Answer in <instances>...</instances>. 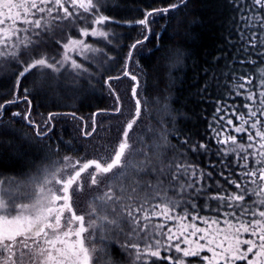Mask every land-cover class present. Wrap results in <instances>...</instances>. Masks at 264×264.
<instances>
[{
	"label": "snow or ice",
	"instance_id": "snow-or-ice-1",
	"mask_svg": "<svg viewBox=\"0 0 264 264\" xmlns=\"http://www.w3.org/2000/svg\"><path fill=\"white\" fill-rule=\"evenodd\" d=\"M166 2L160 0L161 4ZM187 3L188 0H178L164 7H150L142 18L124 21L115 18L118 4L114 0H0V67L16 65L22 69L9 88L12 98L0 96L4 100L0 111L17 104L22 80L34 77L33 89H24L29 111L13 112L7 126L0 118V133L10 137L0 156L15 149L16 141L58 156V148L43 144L48 137L45 129L54 114L49 113L43 121L34 120L29 96L50 88L53 80L59 87L64 73L76 88L82 86V80L90 81L95 70L103 67L99 57H106V62L113 60L105 49L112 50L115 33L106 29L131 23L141 32L129 45L123 71L128 76L133 52L154 34V17H167L171 22L173 10L179 11ZM228 3L238 12V18L232 19L238 39L229 40L235 53L225 65L227 71L218 75L209 65L202 70L203 83L194 85L197 95L228 87L229 99L234 94L241 99L242 109L247 110L245 113L241 106L218 99L220 106L214 114L217 127L209 123L220 146L216 155L221 156L222 167L228 169V175L220 173L224 184L219 180L215 186L206 183L214 179L212 172L200 170L197 175L198 165L188 159L187 151L169 155L168 137L179 133L176 125L181 116L179 109L170 107V97H164L160 134L150 128L136 131L142 101L138 94L140 82L132 75L136 81L132 88L135 112L130 113L122 135L104 149L105 155L83 162L65 156L61 167L44 169L42 181L38 174L23 169L13 178L0 180V264H101L102 257H110L104 244L109 233L117 242L124 237L120 242L121 259L127 253L132 264H264V68L259 77L245 71L246 66L255 67L264 60V0ZM182 28L183 21L177 18L169 37L174 41L172 46L156 48L160 53L158 67L169 81L165 91L177 82L183 83L174 77L173 70L182 69L190 59L188 34ZM57 31L65 34L56 40L62 53L49 47ZM155 35L159 40L160 35ZM89 37L104 46L94 47L87 42ZM113 79L120 77L109 76L106 83ZM70 115L75 118V113ZM17 117L29 129L23 136L19 129L11 127ZM234 119L239 124H234ZM244 134L246 142H238L237 136L243 140ZM185 144L194 154L210 151L205 143L193 144L185 139L182 146ZM229 152L235 154L234 166L230 160L225 162ZM86 172L94 195L87 210H81L76 197ZM104 264L114 262L109 259Z\"/></svg>",
	"mask_w": 264,
	"mask_h": 264
},
{
	"label": "trees",
	"instance_id": "trees-1",
	"mask_svg": "<svg viewBox=\"0 0 264 264\" xmlns=\"http://www.w3.org/2000/svg\"><path fill=\"white\" fill-rule=\"evenodd\" d=\"M177 2L178 0H167L165 4H161L160 0H114V3L118 4L114 15L117 20L134 21L142 18L143 12L150 10V7H164ZM248 3H252L251 0H248ZM233 17L238 18V12L228 3V0H188L187 7L181 6L179 11L173 10L171 22L167 17H154V22L151 25L154 34L149 41L133 52L131 60L128 61V76L123 75L125 59L129 45L139 37L141 28L130 23L106 29L115 33L112 50L105 49L109 53L108 56L113 57V60L106 64V58L101 57L99 62L106 66L95 70L96 74L92 81L84 79L81 81L82 86L76 88L72 82L68 83L67 77L61 76L59 87L47 88L38 95L29 96L32 101L31 111L34 120L43 121L47 119L49 113L54 114V118L45 129L48 132V137L43 142L45 141L53 149H59V156H56L58 158L72 155L81 160H87L105 155L104 149L122 135L123 126L131 119L130 113L134 114L135 112L132 88L136 85V81H133L131 76L136 75L140 82L138 94L142 101V116L134 125L136 131L140 132L142 129L147 131L150 128L159 135L160 120L164 115L162 111L165 103L164 97H170L168 101L170 107L179 109L181 116L176 125L179 133H173L168 137L171 145L169 155L182 154L187 151L188 159L198 165L197 175L200 170L212 172L214 179L206 181V183L215 186L216 180H219L221 184H224V176H221L220 173L223 171L226 176L228 169L222 167L221 156L216 155L220 146L216 144L214 134L209 129V123H212L213 127H217L214 114L217 107L220 106L216 102L218 99L222 98L225 104H235L241 106L242 109L241 99L235 97L234 94L233 98L229 99L228 87L219 90L214 88L211 94L197 95V87L194 85L198 82L203 83L200 76L203 75L202 70L209 65L216 69L218 75L227 71L225 65L229 64L235 53V48L229 47V40L238 39L234 31L235 25L232 24ZM177 18L183 21L182 31H186L188 34L187 50L190 53V59L182 69L173 70L174 77L183 83L177 82L172 85L169 91H165L169 81L164 70L158 67L160 53L156 51V48L159 45H163L165 48L172 46L174 41L169 37L173 33ZM165 27L167 28L166 32L164 31ZM230 32H232L231 37H229ZM157 33L160 35L159 40L155 35ZM76 34L78 36V31ZM94 46L101 48L104 45L103 42H94ZM217 57L220 58L218 61ZM253 58L255 59V57ZM236 67L239 68V65L237 64ZM262 68H264V60L258 61L255 67L246 66L245 71L246 74L254 73L259 77ZM19 70L22 69L13 65L11 72L3 77L0 76V96L7 99L12 98V95L8 94L9 88L14 86ZM198 71L200 75H197ZM109 76H119L120 79H113L106 83ZM220 78L223 80L222 76ZM33 81L34 77L31 75L27 79H23L18 90L17 104L8 105L6 110L0 111V118L5 126L8 125L13 112L26 113L29 111L28 104L24 100V89L28 88L31 91ZM51 82H49L50 85ZM157 97L160 98L159 103H157ZM145 100L147 101L146 105L143 103ZM3 102L4 100L0 99V103ZM116 108H120L121 112H116ZM242 111L246 113L247 110L242 109ZM72 113H75V118L70 115ZM16 121L11 127L19 129L21 136L29 132L25 121L21 118H16ZM233 122L239 124V121L235 119ZM168 127H171V123ZM85 132L91 133V135L86 136ZM227 134L236 135L234 132ZM177 135L179 139H177ZM185 139L190 140L193 144L205 143L210 151L200 154L191 153L190 145L182 146V141ZM237 139L238 142H246L247 136L244 134L243 140H241L238 135ZM9 142V135L0 133V152H4ZM15 143V149H8L3 156H0V160L3 162L0 164V178H13L21 169L30 174L43 172L42 167L45 161L49 160L48 158L43 159L46 150L38 151V146L29 148L26 143L22 144L21 141ZM48 157H52V155H48ZM40 158L42 159L40 160ZM224 159L226 163L230 160L232 165H235L234 153L229 152ZM38 164L39 166L36 168ZM212 165L215 167L213 168ZM224 186L227 187V185ZM201 215H206V213H201ZM115 239L113 238V240ZM123 239L124 237H119L118 245L107 244L114 260L118 262H114V264H120V260L124 264L128 263L127 253H124L123 259H121L120 242ZM162 255H167V253H162ZM164 264H168V262L165 261Z\"/></svg>",
	"mask_w": 264,
	"mask_h": 264
},
{
	"label": "rangeland",
	"instance_id": "rangeland-1",
	"mask_svg": "<svg viewBox=\"0 0 264 264\" xmlns=\"http://www.w3.org/2000/svg\"><path fill=\"white\" fill-rule=\"evenodd\" d=\"M251 2H252V0H251ZM61 32H59V31H57L56 33H55V35L54 36H52L51 37V40H50V42H49V47L53 50V52H55L57 49L62 53L63 52V49L61 48V46L59 45V44H57L56 43V40H58V39H61V37L62 36H64L65 34L64 33H62V34H64V35H62V34H60ZM93 39L94 38H91V37H89V38H87V42L88 43H90V44H93V46H94V42H93ZM95 47V46H94ZM109 54V53H108ZM103 58H106V57H103ZM99 60H101V57H99ZM108 62H106V64H107ZM100 64H102V63H100ZM106 64H102L103 65V67L102 68H104L105 66H106ZM12 66L13 65H5V66H3V67H0V76L1 77H3L4 75H6L7 73H9V72H11L12 71ZM97 70V69H96ZM63 76H65V77H67L68 78V80H69V82L68 83H71L72 82V78L67 74V73H64L63 74ZM93 79V78H92ZM92 79L90 80V81H92ZM54 81V80H53ZM51 82L52 84H51V89H54L55 87H57V85L55 84V82ZM67 83V84H68ZM46 90V89H45ZM45 90H43V91H45ZM48 94V93H47ZM17 118H20V117H17ZM43 144H46V142L44 141L43 142ZM47 145V144H46ZM57 155H52V157H48V154H47V151H45V155L43 156V159H46V158H48L49 160L46 162L45 161V163H44V165H43V167H42V170H43V172L41 171V173H39L38 175L40 176V178H41V181L43 180V176H44V169H46V168H51L52 170H54L55 168H57V167H61L62 166V162H63V157H65V156H69V157H72L73 159H76V158H78V157H76V156H72V155H64V156H61V157H56ZM59 156V155H58ZM42 158H40V160H41ZM83 161H85V160H82V162ZM39 166V164L38 165H36V168ZM91 171V170H90ZM83 175V177H84V181H85V183H84V185H83V188L80 190V191H78V193H77V200H78V207H79V209H81V210H87V208H88V205H89V202H90V200H91V198H92V196L94 195V193L91 191V189H90V176H89V174L86 172V173H84V174H82ZM3 178H0V180H2ZM4 179H6V178H4ZM156 222V221H155ZM113 238L115 239V237H113L112 236V234L111 233H109L108 234V238H107V240H105L104 241V244L105 245H107V244H114L115 243V245L118 243L117 242V240L115 239V240H113ZM118 245V244H117ZM101 245H98V247H100ZM107 249H108V251L110 252V250H109V247L107 246ZM110 257H102V261H101V264H104V261H106V260H111V261H113V262H116V263H118L116 260H114V258H113V256H112V253L110 252ZM128 258H129V260H128V263H131L132 264V258L131 257H129L128 256ZM131 260V261H130ZM127 263V264H128ZM120 264H124V262L122 261V260H120Z\"/></svg>",
	"mask_w": 264,
	"mask_h": 264
}]
</instances>
